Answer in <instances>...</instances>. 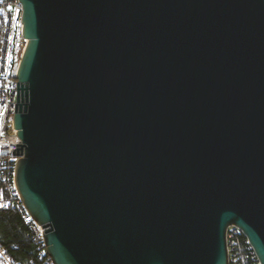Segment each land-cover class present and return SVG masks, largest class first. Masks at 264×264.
<instances>
[{
	"label": "water",
	"instance_id": "water-1",
	"mask_svg": "<svg viewBox=\"0 0 264 264\" xmlns=\"http://www.w3.org/2000/svg\"><path fill=\"white\" fill-rule=\"evenodd\" d=\"M15 188L52 264H264V0H19Z\"/></svg>",
	"mask_w": 264,
	"mask_h": 264
},
{
	"label": "built area",
	"instance_id": "built-area-1",
	"mask_svg": "<svg viewBox=\"0 0 264 264\" xmlns=\"http://www.w3.org/2000/svg\"><path fill=\"white\" fill-rule=\"evenodd\" d=\"M21 13L19 0H0V211L19 215L26 227L25 239L32 244L41 264H52L45 251V229L27 213L14 184L16 163L23 156L22 142L13 126L22 94L16 72L27 43L22 35ZM226 250L229 264H259L238 227L227 228ZM0 264L19 263L0 246Z\"/></svg>",
	"mask_w": 264,
	"mask_h": 264
},
{
	"label": "trees",
	"instance_id": "trees-1",
	"mask_svg": "<svg viewBox=\"0 0 264 264\" xmlns=\"http://www.w3.org/2000/svg\"><path fill=\"white\" fill-rule=\"evenodd\" d=\"M25 232L15 211H0V246L19 264H41L32 244L25 239Z\"/></svg>",
	"mask_w": 264,
	"mask_h": 264
},
{
	"label": "snow or ice",
	"instance_id": "snow-or-ice-1",
	"mask_svg": "<svg viewBox=\"0 0 264 264\" xmlns=\"http://www.w3.org/2000/svg\"><path fill=\"white\" fill-rule=\"evenodd\" d=\"M9 10L11 11V8H9Z\"/></svg>",
	"mask_w": 264,
	"mask_h": 264
}]
</instances>
